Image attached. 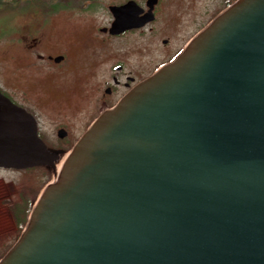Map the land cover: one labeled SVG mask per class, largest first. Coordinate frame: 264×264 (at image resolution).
Here are the masks:
<instances>
[{"label": "water", "instance_id": "95a60500", "mask_svg": "<svg viewBox=\"0 0 264 264\" xmlns=\"http://www.w3.org/2000/svg\"><path fill=\"white\" fill-rule=\"evenodd\" d=\"M133 6L111 34L138 27ZM53 159L0 93V168ZM0 264H264V0L233 2L104 112Z\"/></svg>", "mask_w": 264, "mask_h": 264}, {"label": "flooded vegetation", "instance_id": "af4514ba", "mask_svg": "<svg viewBox=\"0 0 264 264\" xmlns=\"http://www.w3.org/2000/svg\"><path fill=\"white\" fill-rule=\"evenodd\" d=\"M173 1L157 0L151 6L150 0H35V38L23 47L32 88L23 76L14 75L20 81L0 83V93L33 117L47 154L55 157L54 166L0 168L25 180L16 200L2 198L1 207L10 211L16 204H28L32 211L41 196L40 171L46 172L42 179L49 184L56 162L67 159L95 121L171 63L200 32L199 14L176 8L183 3ZM128 3L134 6L126 17L138 27L111 34V9ZM74 73L83 82L71 98L45 90V81H55L59 90Z\"/></svg>", "mask_w": 264, "mask_h": 264}, {"label": "rangeland", "instance_id": "374dc122", "mask_svg": "<svg viewBox=\"0 0 264 264\" xmlns=\"http://www.w3.org/2000/svg\"><path fill=\"white\" fill-rule=\"evenodd\" d=\"M171 1V0H168ZM174 3L181 2L179 9L187 10L189 13L197 12L199 14V29L202 31L220 12L223 11V0H174ZM35 38V0L14 2L0 6V83L6 81L19 82L14 75H20L25 78L29 87L33 83L32 73L26 70L24 66L27 62L23 53L24 45L31 42ZM19 76V78H20ZM27 76V77H26ZM83 80L80 75L74 73L69 80L63 83V87L57 90L55 81H45V90L53 96H63L71 98V94L75 93ZM66 156H63L55 164L56 175L51 176L49 184L42 179L45 171H40V194L46 188L52 185L59 173ZM50 177V176H49ZM25 181L20 179L16 173L0 172V199L5 198L7 202L16 200L15 193L19 190L21 183ZM3 184L5 190L2 189ZM14 228L10 211L6 206H0V234H3Z\"/></svg>", "mask_w": 264, "mask_h": 264}, {"label": "trees", "instance_id": "16d2710c", "mask_svg": "<svg viewBox=\"0 0 264 264\" xmlns=\"http://www.w3.org/2000/svg\"><path fill=\"white\" fill-rule=\"evenodd\" d=\"M32 1V0H0V6L7 5L14 2ZM236 0H223V10L230 6ZM31 209L28 204L18 205L16 204L10 208V215L14 228L3 234H0V260L10 251V249L17 243L22 235L28 218L30 216Z\"/></svg>", "mask_w": 264, "mask_h": 264}]
</instances>
